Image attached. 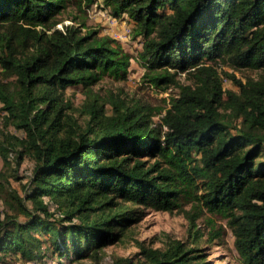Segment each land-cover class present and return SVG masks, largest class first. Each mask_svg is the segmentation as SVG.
Returning a JSON list of instances; mask_svg holds the SVG:
<instances>
[{
    "label": "trees",
    "instance_id": "trees-1",
    "mask_svg": "<svg viewBox=\"0 0 264 264\" xmlns=\"http://www.w3.org/2000/svg\"><path fill=\"white\" fill-rule=\"evenodd\" d=\"M103 2L142 38L143 81L179 90L157 111L114 95L103 101L93 86L127 78L132 56L83 31L97 0H0V156L34 161L24 193L9 192L12 212H0V264L8 253L25 262L45 250L82 257L118 239L115 230L138 222L144 208L183 211L195 231L206 212L223 214L242 263L264 264V71L233 75L238 90L225 88L218 71L222 63L264 70V0ZM76 85L86 95L84 126L65 99ZM207 223L222 235L223 225ZM144 253L149 264H212L181 241Z\"/></svg>",
    "mask_w": 264,
    "mask_h": 264
},
{
    "label": "rangeland",
    "instance_id": "rangeland-1",
    "mask_svg": "<svg viewBox=\"0 0 264 264\" xmlns=\"http://www.w3.org/2000/svg\"><path fill=\"white\" fill-rule=\"evenodd\" d=\"M113 15L109 8H105L103 0H97V4L94 3L87 11V15L84 16L86 27L83 28V31L96 30L98 36L110 37L119 43L121 49L132 56L129 75L127 78L119 80L108 76L104 77L93 86L94 93L98 94L103 101L114 95L127 102L140 101L152 107L154 111L163 109L166 105L168 106L170 94L178 92V87L170 86L163 90L143 81L146 67L139 59V52L143 47L142 38L132 34L127 39H120L123 30L132 28L134 25L125 14L119 17ZM63 19L66 24L74 23L68 14H65ZM218 71L225 88L238 90L239 87L232 79L233 75L245 80L247 75L258 77L264 70L257 68L241 71L222 63L218 65ZM178 79L182 83H189L185 74H180ZM65 99L72 102L74 108L70 112L73 111L72 114L77 118L78 123L84 126L88 119L86 115L80 114L78 111L86 100L83 86L68 87L65 90ZM106 111L109 114L112 113L109 103L106 104ZM160 115L157 113L154 120L158 122ZM1 122L0 118V128H2ZM8 129L21 135L24 134V131L13 127ZM10 159L11 163L5 164L0 156V212L2 214L12 212V208L7 203L10 190L16 189L22 195L24 193L23 185L31 178L34 170V161L29 156H26L20 164L16 163L13 156ZM46 200L56 211V216H59L60 210L57 204L48 197ZM186 208H191L189 200H187ZM144 210L145 213L138 222L124 230H115L120 233L117 235L118 239L110 241L101 248L93 246L90 249H85L82 257H77L72 251L68 255L61 256L57 254L58 252L52 253L45 250L43 256L37 260L25 262L14 254L8 253L4 254V261L7 264H149L144 253L145 249L160 248L165 250L175 241H181L184 248L201 249V252L212 264H243L236 248V237L232 229L227 226L226 217L223 214L206 212L197 219L199 231H195L194 228H191L189 219L183 211H157L148 208H144ZM19 217L24 219L23 215H19ZM211 217L217 226L225 227L221 236H212L214 231H212V226L207 223ZM74 221L79 222V219L76 218ZM65 224L68 223L65 222Z\"/></svg>",
    "mask_w": 264,
    "mask_h": 264
},
{
    "label": "built area",
    "instance_id": "built-area-1",
    "mask_svg": "<svg viewBox=\"0 0 264 264\" xmlns=\"http://www.w3.org/2000/svg\"><path fill=\"white\" fill-rule=\"evenodd\" d=\"M132 33V28L124 29L123 33L120 36V39H127Z\"/></svg>",
    "mask_w": 264,
    "mask_h": 264
},
{
    "label": "crops",
    "instance_id": "crops-1",
    "mask_svg": "<svg viewBox=\"0 0 264 264\" xmlns=\"http://www.w3.org/2000/svg\"><path fill=\"white\" fill-rule=\"evenodd\" d=\"M97 4V3H96Z\"/></svg>",
    "mask_w": 264,
    "mask_h": 264
}]
</instances>
